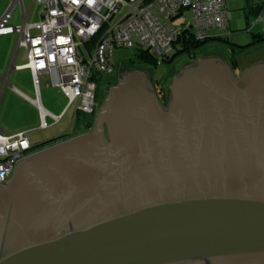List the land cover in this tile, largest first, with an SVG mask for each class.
<instances>
[{"label":"water","instance_id":"water-1","mask_svg":"<svg viewBox=\"0 0 264 264\" xmlns=\"http://www.w3.org/2000/svg\"><path fill=\"white\" fill-rule=\"evenodd\" d=\"M168 99L127 68L91 128L19 159L0 264H264V59L201 54Z\"/></svg>","mask_w":264,"mask_h":264},{"label":"built area","instance_id":"built-area-1","mask_svg":"<svg viewBox=\"0 0 264 264\" xmlns=\"http://www.w3.org/2000/svg\"><path fill=\"white\" fill-rule=\"evenodd\" d=\"M38 1L42 5L39 21L8 25L15 9L11 5L0 20V35L19 32V44L26 47L29 57L24 66L30 68L38 92L42 76L49 73L52 85L65 93L69 105L76 104L78 112L92 116L100 105V80L109 79L117 68V47H147L159 64L182 32L190 29L196 39L208 38L209 29L225 28L232 15L227 0ZM123 8L126 10L121 13ZM186 8L194 15L193 29L173 23ZM256 22L264 23V0ZM37 105L42 127L47 126V116L55 122L61 118L46 110L39 99ZM36 150L26 133L7 135L0 129V184L11 179L19 159Z\"/></svg>","mask_w":264,"mask_h":264},{"label":"rangeland","instance_id":"rangeland-1","mask_svg":"<svg viewBox=\"0 0 264 264\" xmlns=\"http://www.w3.org/2000/svg\"><path fill=\"white\" fill-rule=\"evenodd\" d=\"M261 0H227V7L231 11L232 15L228 20V24L225 28H211L209 29L210 36L213 37H227L229 38L233 44L244 45L248 44L252 41V33H263L264 35V23L255 22L256 17L254 14L250 13L248 10V4L255 5L256 3H260ZM41 5V4H40ZM33 13L40 12L42 10V5L39 6L38 2H35L33 5ZM126 9H121L120 12L124 13ZM19 11H17L10 19L11 23L19 24L21 21L18 19ZM193 13L191 9L186 8L182 15L175 18L173 23L183 26H191L193 24ZM30 23V22H29ZM191 29L193 27L191 26ZM32 32H36V30H32ZM252 32V33H251ZM234 47L238 49L237 46ZM250 52L247 51L242 58L244 60H248L249 64H252L256 60L264 59V44H255L252 45ZM228 42H223L220 39H211L207 41V45L204 46L201 50V54L207 53L211 50H217L222 52L229 60L231 57V48ZM141 46H128V47H117L115 49V58L118 61V67L121 66V74L119 77H115L112 79V75L108 78L111 79V83H108L107 78L104 80L105 84L109 86L108 88L103 89L102 87L98 90V100L101 103L104 102L108 93H110V88L118 85L122 72L130 67L140 66L143 68H151L152 69V85L153 89L156 93L155 86L159 83L166 89V96L168 98V89L173 81L174 76L178 73L181 66L187 61L190 60L189 57H184V55L176 56L173 61H164L161 60L159 64H146L139 63L137 61V53ZM174 49L170 51V55H173ZM131 61H135L134 63ZM191 61V60H190ZM248 64V65H249ZM235 75L240 74L239 68L233 69ZM52 82V80H51ZM43 100L45 106L55 112H60V107L62 103L60 102V98L56 95L52 89L45 88L43 92ZM159 100V99H158ZM66 102V100H65ZM99 105V107H100ZM162 105V104H161ZM168 109V106L164 107ZM72 109L73 107L66 113V115L58 122H53L49 117V125L44 129H37L35 131L30 132V136L32 137V142L36 147H39L44 142L51 141L55 138L69 135L74 136L75 133L81 132L84 130L86 123L89 119L92 118L91 114H85L80 112L74 119L72 117ZM99 110V108H98ZM35 126L38 125V121L34 123ZM41 147V146H40Z\"/></svg>","mask_w":264,"mask_h":264},{"label":"crops","instance_id":"crops-1","mask_svg":"<svg viewBox=\"0 0 264 264\" xmlns=\"http://www.w3.org/2000/svg\"><path fill=\"white\" fill-rule=\"evenodd\" d=\"M35 2H38V5L41 6L38 0H0V20L7 9L11 5H14L15 9L8 19V25L21 26L26 22L34 23L39 21L41 11L33 13L32 10ZM17 11H19L18 19L21 23H11L10 19ZM19 38L20 34L17 31L0 35V129L7 135H15L21 132L26 133L30 142L34 145L30 132L46 128L49 125L48 119L50 117H46L47 126L42 127L37 99H39L41 105L46 110L61 115L58 121L72 107L71 114L73 119L79 113L76 109V104L69 105L68 97L65 93L59 87L52 85V76L49 73H45L42 76L40 90L39 92L37 91L30 68L24 66L29 61L28 51L26 47L19 44ZM45 88L52 89L59 96L62 103L60 112L55 113L45 106L43 100ZM50 120L53 119L51 118ZM37 121L38 125L35 126L34 123ZM53 122L55 121L53 120ZM81 132L75 134L77 135Z\"/></svg>","mask_w":264,"mask_h":264},{"label":"trees","instance_id":"trees-1","mask_svg":"<svg viewBox=\"0 0 264 264\" xmlns=\"http://www.w3.org/2000/svg\"><path fill=\"white\" fill-rule=\"evenodd\" d=\"M259 9H260V3H256L253 6L248 4L249 12L254 14L255 17L257 15ZM193 17H194V15H193ZM251 36H252V41L250 43L244 44V45H237V44L235 45L232 43V41L229 38L222 37V36H219V37L210 36V37L205 38V39H196L193 31L190 29H187L186 31L182 32L178 36V38L172 44V46H171L170 50L167 52V54L161 58H163L162 60H164V61H173V59L176 56L184 55V57L185 56L189 57L191 61H194L197 58H199V56L201 55V51H202L201 49L204 48L205 45H207V41L215 38V39H220L223 42L224 41L228 42L230 44V46H231L230 47L231 48V57H230L229 63L233 69L239 68L241 71L246 66H248L249 63H251L248 60H244L243 56L245 54H247V51L250 52L251 48H253L252 45H255L256 43L257 44H264L263 33H257V34L252 33ZM95 40H97V39H95ZM234 45L237 46L238 49H236L234 47ZM173 49H174V53H173V55H170V51ZM136 56H137L136 57L137 61L139 63L156 64L157 65L158 61H159L158 57H156L150 49H148L147 47H143L142 45H141V48H139V51H138ZM131 62L134 63L135 61H131ZM107 80H108V83H111V79H107ZM100 85H101V87L103 85H105V81L101 82V80H100ZM155 89H156V94H157L159 100L161 101V103L164 105L167 104L166 89L162 85H160L159 83L155 86ZM78 113H80V112H78ZM95 117L96 116L93 115L92 118L88 120V122L86 123L84 131L88 130L89 128H91L93 126V124L95 122ZM55 139H57V138H55ZM52 140H54V139H52ZM43 144H45V142L42 143V145ZM34 146H37V145H34ZM40 146L36 147L35 149H39Z\"/></svg>","mask_w":264,"mask_h":264},{"label":"flooded vegetation","instance_id":"flooded-vegetation-1","mask_svg":"<svg viewBox=\"0 0 264 264\" xmlns=\"http://www.w3.org/2000/svg\"><path fill=\"white\" fill-rule=\"evenodd\" d=\"M121 69H122L121 66H119V67L117 66V68L115 70V73L112 75V78L119 77L120 74H121V71H122ZM109 86H110V84H109ZM109 86L105 84V85L102 86V88L105 89V88H108ZM170 101H171V99L167 98V104L164 105V104L161 103V101H160V103L162 104L163 107H166V106H169ZM105 130H106V134L108 135L109 131H110V127L108 126L107 122L105 123ZM69 137H72V136H69V135L66 136L65 135L64 137H61V138L58 137L55 140H51V141L45 142V144L41 145L40 148L45 147V146H47L49 144H52V143H55V142H59V141L65 140V139H67ZM20 164H21V162L18 163V165H20ZM12 183L13 182H12V177H11V179L7 183L0 184V224L2 223L3 218L5 216H6L5 217L6 218L5 225L9 221L10 212H11L12 206H13V198H14L13 192H12Z\"/></svg>","mask_w":264,"mask_h":264},{"label":"clouds","instance_id":"clouds-1","mask_svg":"<svg viewBox=\"0 0 264 264\" xmlns=\"http://www.w3.org/2000/svg\"><path fill=\"white\" fill-rule=\"evenodd\" d=\"M87 2H88L89 4H91V3L94 2V0H87Z\"/></svg>","mask_w":264,"mask_h":264}]
</instances>
